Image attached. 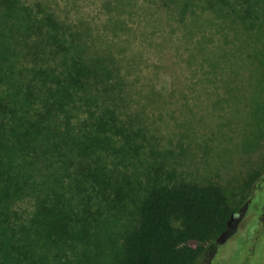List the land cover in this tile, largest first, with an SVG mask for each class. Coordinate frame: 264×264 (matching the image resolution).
<instances>
[{
    "label": "trees",
    "instance_id": "trees-1",
    "mask_svg": "<svg viewBox=\"0 0 264 264\" xmlns=\"http://www.w3.org/2000/svg\"><path fill=\"white\" fill-rule=\"evenodd\" d=\"M84 37L41 2L0 0V264H43L133 192L120 168L141 130L117 61ZM142 192L122 264H198L241 212L213 182Z\"/></svg>",
    "mask_w": 264,
    "mask_h": 264
},
{
    "label": "rangeland",
    "instance_id": "rangeland-1",
    "mask_svg": "<svg viewBox=\"0 0 264 264\" xmlns=\"http://www.w3.org/2000/svg\"><path fill=\"white\" fill-rule=\"evenodd\" d=\"M22 1L43 3L115 58L128 120L141 130L139 154L120 168L130 198L43 264H122L142 187L154 180L220 185L241 219L213 264H264V0ZM251 175L263 176L253 191Z\"/></svg>",
    "mask_w": 264,
    "mask_h": 264
},
{
    "label": "flooded vegetation",
    "instance_id": "flooded-vegetation-1",
    "mask_svg": "<svg viewBox=\"0 0 264 264\" xmlns=\"http://www.w3.org/2000/svg\"><path fill=\"white\" fill-rule=\"evenodd\" d=\"M240 219L241 218H238V219H236V218H234L232 221H231V224H230V229H231V227L233 228H235V225H233L232 226V223L234 222V223H238L239 221H240ZM230 238V234H229V236H228V239ZM227 239V240H228ZM227 241H225V243H226ZM225 243H221V244H219L218 242H217V244L215 245V248H214V251H213V253H212V256H211V258H210V262H209V264H213V261H214V259H215V257L218 255V250H219V248L220 247H222Z\"/></svg>",
    "mask_w": 264,
    "mask_h": 264
},
{
    "label": "water",
    "instance_id": "water-1",
    "mask_svg": "<svg viewBox=\"0 0 264 264\" xmlns=\"http://www.w3.org/2000/svg\"><path fill=\"white\" fill-rule=\"evenodd\" d=\"M235 218V216L233 215L232 217H231V221L233 220ZM231 221L229 222V229L227 230V232L223 235V236H221L219 239H218V243L219 244H221V243H224L226 240H227V238H228V236H229V233H230V224H231Z\"/></svg>",
    "mask_w": 264,
    "mask_h": 264
}]
</instances>
